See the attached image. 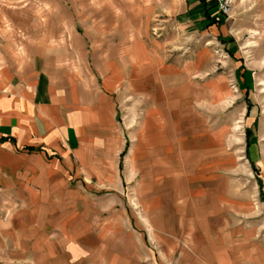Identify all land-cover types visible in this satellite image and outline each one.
Here are the masks:
<instances>
[{
  "label": "crops",
  "instance_id": "1",
  "mask_svg": "<svg viewBox=\"0 0 264 264\" xmlns=\"http://www.w3.org/2000/svg\"><path fill=\"white\" fill-rule=\"evenodd\" d=\"M256 1L262 21L244 29L253 37L244 47L259 46L253 59L238 55L240 29H228L214 0H176L173 9L177 35L212 45L233 38L222 45L237 53L230 80L244 93L256 69L264 82V0ZM99 2L89 12L77 0H0V191H32L92 228L87 216L132 190L151 233L170 238L196 227L212 201L220 129L205 123L204 103L219 99L224 76L214 62L205 71L209 47L189 60L172 55L167 39L147 42L143 1ZM170 211L173 219H156ZM121 216L101 218L100 230L121 227Z\"/></svg>",
  "mask_w": 264,
  "mask_h": 264
},
{
  "label": "rangeland",
  "instance_id": "2",
  "mask_svg": "<svg viewBox=\"0 0 264 264\" xmlns=\"http://www.w3.org/2000/svg\"><path fill=\"white\" fill-rule=\"evenodd\" d=\"M77 1V7L89 12L100 7L99 0ZM141 1L147 42L167 39L173 45L172 55L181 53L189 60L199 46L209 47L205 71L212 73L214 62V74L224 76L219 99L209 108L206 99L204 103L205 123L220 129L219 145L211 154L218 170L210 205H205L196 227L185 228L183 233L172 229L176 234L165 238L163 229L151 233L148 211L132 190H126L122 203L113 209L96 213L99 217L87 216L92 228H85L78 212L61 207L51 210L50 205L37 202L32 191L8 188L0 191V264H264V82L259 79L260 69H256L254 87L244 93L243 87L230 80L237 53L222 45L233 38L220 37V44L212 45L191 34L177 35L176 0ZM261 10L256 0H231L227 27L240 29L235 34L236 47L238 55L247 59L254 58L252 50L259 46L244 47L253 38L244 29H257ZM208 77L203 76L205 88ZM116 209L122 212L118 217L122 226L100 230L99 220L112 218ZM170 213L173 219V211L156 219L164 222Z\"/></svg>",
  "mask_w": 264,
  "mask_h": 264
},
{
  "label": "built area",
  "instance_id": "3",
  "mask_svg": "<svg viewBox=\"0 0 264 264\" xmlns=\"http://www.w3.org/2000/svg\"><path fill=\"white\" fill-rule=\"evenodd\" d=\"M220 14L225 18L229 17L231 13V0H214Z\"/></svg>",
  "mask_w": 264,
  "mask_h": 264
},
{
  "label": "trees",
  "instance_id": "4",
  "mask_svg": "<svg viewBox=\"0 0 264 264\" xmlns=\"http://www.w3.org/2000/svg\"><path fill=\"white\" fill-rule=\"evenodd\" d=\"M258 183H259V186L261 187V180L260 179L258 180Z\"/></svg>",
  "mask_w": 264,
  "mask_h": 264
}]
</instances>
